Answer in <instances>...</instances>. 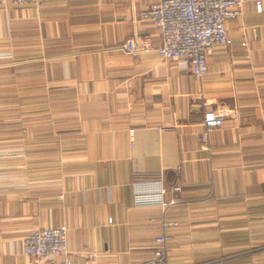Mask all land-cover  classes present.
<instances>
[{
  "label": "crops",
  "instance_id": "crops-1",
  "mask_svg": "<svg viewBox=\"0 0 264 264\" xmlns=\"http://www.w3.org/2000/svg\"><path fill=\"white\" fill-rule=\"evenodd\" d=\"M156 1L0 0V264H66L22 243L62 224L72 264H141L163 220L179 222L168 264H264V11L244 1L198 78L121 47L160 45L139 20ZM220 107L205 150L204 113ZM159 175L182 186L165 213L134 203V179Z\"/></svg>",
  "mask_w": 264,
  "mask_h": 264
},
{
  "label": "built area",
  "instance_id": "built-area-1",
  "mask_svg": "<svg viewBox=\"0 0 264 264\" xmlns=\"http://www.w3.org/2000/svg\"><path fill=\"white\" fill-rule=\"evenodd\" d=\"M14 4H33L38 0H9ZM245 0H159L145 5L139 20L149 21L160 29L161 43L154 46L138 37L125 40L121 47L132 55L144 51H157L162 57L179 65L186 75L203 78L209 73L208 56L217 46L230 47L232 37L228 22L238 16ZM256 10L264 11V0H254ZM247 46V41L243 42ZM229 114L223 107L204 113L201 146L210 149V133L221 126ZM131 139H134L131 131ZM134 203L137 206H158L162 213L176 205L182 192L180 184L169 186L163 175L134 179L132 182ZM168 193H173L167 197ZM163 232L154 239L153 256L141 264H168L171 253L170 234L167 229L179 225L178 221L163 220ZM68 226L33 228L23 237L24 254L35 259H47L51 255H66L69 259ZM51 264H58L53 261Z\"/></svg>",
  "mask_w": 264,
  "mask_h": 264
}]
</instances>
